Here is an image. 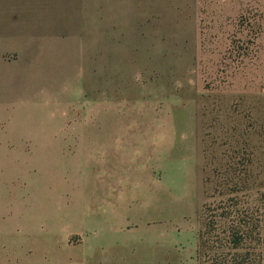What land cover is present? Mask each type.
I'll list each match as a JSON object with an SVG mask.
<instances>
[{
    "label": "rangeland",
    "instance_id": "374dc122",
    "mask_svg": "<svg viewBox=\"0 0 264 264\" xmlns=\"http://www.w3.org/2000/svg\"><path fill=\"white\" fill-rule=\"evenodd\" d=\"M122 9L41 13L85 40L0 79V264H205L226 212L264 264L260 0Z\"/></svg>",
    "mask_w": 264,
    "mask_h": 264
},
{
    "label": "crops",
    "instance_id": "0c3cea01",
    "mask_svg": "<svg viewBox=\"0 0 264 264\" xmlns=\"http://www.w3.org/2000/svg\"><path fill=\"white\" fill-rule=\"evenodd\" d=\"M124 1L129 0H0V79L6 80L30 60L37 63L49 36L58 45L85 40L72 30L47 35L40 26L41 13H119ZM260 10L264 13V0ZM31 51L36 54L29 58Z\"/></svg>",
    "mask_w": 264,
    "mask_h": 264
},
{
    "label": "trees",
    "instance_id": "16d2710c",
    "mask_svg": "<svg viewBox=\"0 0 264 264\" xmlns=\"http://www.w3.org/2000/svg\"><path fill=\"white\" fill-rule=\"evenodd\" d=\"M237 215L226 212L212 220H203V229L199 233V256L203 253L207 259L205 264H253L250 258L239 253L248 227L239 219L241 214Z\"/></svg>",
    "mask_w": 264,
    "mask_h": 264
}]
</instances>
